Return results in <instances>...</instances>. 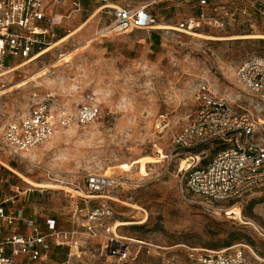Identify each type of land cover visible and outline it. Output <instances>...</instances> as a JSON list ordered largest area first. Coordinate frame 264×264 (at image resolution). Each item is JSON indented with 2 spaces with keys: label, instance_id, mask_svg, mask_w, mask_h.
<instances>
[{
  "label": "rangeland",
  "instance_id": "obj_1",
  "mask_svg": "<svg viewBox=\"0 0 264 264\" xmlns=\"http://www.w3.org/2000/svg\"><path fill=\"white\" fill-rule=\"evenodd\" d=\"M119 1L111 3L146 5L156 28L97 36L112 19V10L100 9L97 0H81L78 10L71 6L61 12L35 59L26 64L19 58L5 59L11 65L2 73L15 69L0 76V134L5 122L24 114L46 93L53 95V108L68 112L92 94L102 113L87 126L58 128L50 142L27 159L9 155L0 145L6 179L0 196L15 195L17 211L41 224L55 218L65 230L76 222L73 208L82 207L84 197L88 204H110L119 222L145 219L122 225L120 230L128 235L164 245L241 247L249 257L252 250L264 260V186L233 204L185 195L179 190L181 161L162 157L170 150L171 134L194 113L201 83L237 112H250L264 122V102L235 74L244 58L264 56V39L227 38L264 34L258 17L243 0H206L202 6L198 0ZM201 12L203 18L197 21ZM161 25L175 28H158ZM213 148L204 150L210 154ZM19 174L53 187L30 186ZM89 174L107 178L98 194L86 190ZM101 242L90 240L91 251ZM65 253V248L53 247L49 264L63 260Z\"/></svg>",
  "mask_w": 264,
  "mask_h": 264
},
{
  "label": "built area",
  "instance_id": "obj_2",
  "mask_svg": "<svg viewBox=\"0 0 264 264\" xmlns=\"http://www.w3.org/2000/svg\"><path fill=\"white\" fill-rule=\"evenodd\" d=\"M68 1L79 9L81 0H0V73L11 65L5 63L6 58L28 60L40 52L45 38L53 35L59 23L58 7ZM97 1L100 9L112 10V19L100 27L97 36L155 27L156 18L146 5L129 7L112 4V0ZM156 1L159 0L152 2ZM205 1L198 0V5ZM243 1L250 5L264 28V0ZM240 10L247 12L246 7ZM203 15L201 12L197 21ZM235 74L244 87L264 102V56L252 54L244 58ZM53 103V95L46 93L24 114L5 122L0 134L1 148L13 157L27 159L58 128L87 126L102 113L92 94L85 95L74 112L57 110ZM208 146L214 147L210 154L204 150ZM194 156L198 161H193L191 168L180 163V192L233 204L251 190L264 186V122L257 123L250 112H237L225 97L201 83L194 113L171 134L170 150L162 157L168 162H189ZM106 182L102 176L89 174L85 187L90 194H98ZM5 183L0 166V188ZM14 196H0V264H49L53 247L66 249L64 259L57 264H264L252 250L249 257L241 247L164 245L128 235L120 230L122 225L110 204H88L84 197V205L76 204L73 208V218L76 214L78 217L70 229L58 228L55 218H46L41 224L35 217L15 209ZM97 239L102 242L91 251L89 242Z\"/></svg>",
  "mask_w": 264,
  "mask_h": 264
},
{
  "label": "bare ground",
  "instance_id": "obj_3",
  "mask_svg": "<svg viewBox=\"0 0 264 264\" xmlns=\"http://www.w3.org/2000/svg\"><path fill=\"white\" fill-rule=\"evenodd\" d=\"M82 28V26H80L77 30H75L74 32H76V31H78L79 29H81ZM155 28H156V26H155ZM158 28H160V29H171V28H175V27H172V26H168V25H161L160 27H158ZM178 29V28H177ZM178 30H181V29H178ZM74 32H72V34L74 33ZM186 32V31H185ZM190 34H192V35H194V36H198V37H201L202 35H200V34H198V33H193V32H191ZM70 36V34L69 35H67V36H65V38H63L62 40H60V41H64L66 38H68ZM204 38H210V39H215V37H211V36H204ZM226 38V37H225ZM227 38H263L264 39V34H257V35H240V36H233V37H227ZM220 39H223V38H220ZM59 41V42H60ZM58 42V43H59ZM57 43H55V44H53L51 47H48V48H46L43 52H46L47 50H49L50 48H52L53 46H55ZM40 54V53H39ZM36 56V55H35ZM32 57V58H30V59H28V60H26L27 62H25L24 64H26V63H28V62H30L31 60H33V59H35L36 57ZM24 64H22V65H24ZM21 65V66H22ZM18 67H20V65L18 66ZM17 68V67H16ZM15 68H13V69H11V70H8V71H6V72H4V73H1L0 74V76H2V75H4L5 73H8V72H10V71H12V70H14ZM256 121V120H255ZM257 123H259L260 124V122H258V121H256ZM53 140V139H52ZM48 142H50V141H48ZM32 156H34V155H32ZM193 161L194 162H197L198 161V158L195 156V158H193V160H190L189 162H187V161H182L181 162V166L182 167H188V168H191L192 166H193ZM0 163H2V164H4L5 165V163L4 162H2V161H0ZM195 164V163H194ZM10 168V167H9ZM11 170H13L14 172H15V170L14 169H12V168H10ZM20 176H21V178L23 179V181L26 183V184H28V185H30V186H34V187H53V185H51V184H49V182H47V181H44V182H36V181H33V180H31V179H29L28 177H26V176H24V175H21V174H19ZM102 178H104V177H102ZM104 179H107V178H104ZM108 180H110V179H108ZM111 181V180H110ZM110 184H112L111 182H110ZM133 208H135V209H139V207H137V206H135V207H133ZM236 214V213H235ZM241 217V216H240ZM145 221V219H143V220H141V221H124V222H120L119 224L120 225H131V224H135V223H143Z\"/></svg>",
  "mask_w": 264,
  "mask_h": 264
},
{
  "label": "crops",
  "instance_id": "obj_4",
  "mask_svg": "<svg viewBox=\"0 0 264 264\" xmlns=\"http://www.w3.org/2000/svg\"><path fill=\"white\" fill-rule=\"evenodd\" d=\"M113 1H115L117 4L120 3L119 0H113ZM71 6H72L71 3L68 1V2H66L65 4L61 5L60 7H58L57 11H58L59 15L61 16V18H62V16H63L61 12L64 11V10H66V8H67V9L70 8ZM75 10H76V9H75ZM65 12H66V11H65ZM86 22H87V21L81 23L80 26H85V25H86Z\"/></svg>",
  "mask_w": 264,
  "mask_h": 264
}]
</instances>
